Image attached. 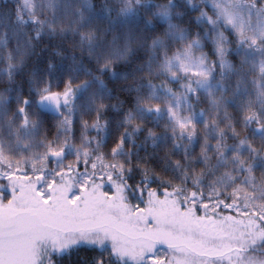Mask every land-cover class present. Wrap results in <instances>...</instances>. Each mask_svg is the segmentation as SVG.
<instances>
[{
  "label": "snow or ice",
  "instance_id": "obj_1",
  "mask_svg": "<svg viewBox=\"0 0 264 264\" xmlns=\"http://www.w3.org/2000/svg\"><path fill=\"white\" fill-rule=\"evenodd\" d=\"M81 250L264 264V0H0V264Z\"/></svg>",
  "mask_w": 264,
  "mask_h": 264
},
{
  "label": "trees",
  "instance_id": "obj_2",
  "mask_svg": "<svg viewBox=\"0 0 264 264\" xmlns=\"http://www.w3.org/2000/svg\"><path fill=\"white\" fill-rule=\"evenodd\" d=\"M48 41H45V44H47ZM53 43H59V41H53ZM66 47L68 48H71V45L70 44H66L65 45ZM209 47H206L204 49V51L206 53H209L210 55V51H209ZM39 51V49H38ZM77 55H79V51H77L76 53ZM122 64V63H120ZM55 129H53V133H54ZM94 255V253H91V252H88V251H85V250H81L78 254H73V256L71 257V259H65L63 264H86L87 261H90L91 260V257Z\"/></svg>",
  "mask_w": 264,
  "mask_h": 264
},
{
  "label": "rangeland",
  "instance_id": "obj_3",
  "mask_svg": "<svg viewBox=\"0 0 264 264\" xmlns=\"http://www.w3.org/2000/svg\"><path fill=\"white\" fill-rule=\"evenodd\" d=\"M119 63H122V62H119Z\"/></svg>",
  "mask_w": 264,
  "mask_h": 264
}]
</instances>
